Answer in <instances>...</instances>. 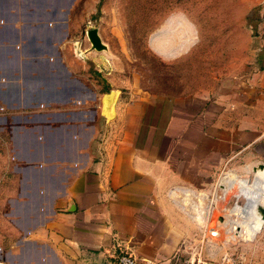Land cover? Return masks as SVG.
<instances>
[{
	"label": "crops",
	"instance_id": "crops-1",
	"mask_svg": "<svg viewBox=\"0 0 264 264\" xmlns=\"http://www.w3.org/2000/svg\"><path fill=\"white\" fill-rule=\"evenodd\" d=\"M70 4L0 0V120L10 124L12 155L11 187L0 207V260L115 264L124 250L141 264H176L174 250L195 224L169 191L178 185L208 189L215 169L210 153L252 147L259 140L257 124L242 132V116L235 113L237 123L227 129L220 123L228 112L219 109L212 123L219 129L197 130L201 143L195 144L186 126L180 151L191 155L174 157L171 128L194 114L173 115L163 107L170 106L168 98L145 87L136 100L120 95L98 70L94 74L67 43L66 26L75 24L74 18L68 22ZM252 8L254 28H264V0H248L237 19L244 31L226 36L224 89L228 82L264 89V57L260 81L250 61L264 36L253 44L250 29L243 28ZM246 64L251 79L243 82L239 73ZM199 118L211 122L209 113ZM163 137L169 139L164 147ZM196 152L205 161L200 169L190 162Z\"/></svg>",
	"mask_w": 264,
	"mask_h": 264
},
{
	"label": "rangeland",
	"instance_id": "rangeland-1",
	"mask_svg": "<svg viewBox=\"0 0 264 264\" xmlns=\"http://www.w3.org/2000/svg\"><path fill=\"white\" fill-rule=\"evenodd\" d=\"M247 3L248 0H71L67 10L68 22L75 20V24L66 26L67 43L75 56H79L77 58L95 68L94 74L98 70L119 90L120 95L136 100L145 93V87L167 97L171 104L163 107L172 110L173 115L186 117L194 114L193 120H178L171 128L175 143L169 141V146L174 147V157L191 155L180 151L181 146H186V126L188 136L195 144L200 140L197 130L204 128L213 133L211 129H219L212 125L218 120L219 109L228 112L227 119L220 123L226 124L227 129L237 123L236 117H232L235 113L242 116V122H238L242 132L252 122L257 124L259 140L252 147L241 148L237 144L234 150L228 149L226 154L221 152L223 156L210 153L208 162L215 169L210 176L209 190L203 189L202 185H194L196 188L178 185L198 192L200 197L203 195L204 199L197 198L201 208L207 198L214 199L208 223L205 217L200 219L196 215L198 221L202 225L207 224L210 230H215L210 226L214 225L217 215L226 220L225 229L230 226L229 221L241 220L230 210L236 204L244 206L247 202L245 197L236 198L234 194L223 197L218 185L222 180L239 179L251 183L256 177L264 179V170L259 169L264 168V89L258 85L254 87V84L252 88L243 84L234 87L233 82H228L226 89L223 87L226 45L231 43L226 36L244 31L238 26L237 19H240V12ZM251 23L243 25V28L250 29L253 44H262L264 28L252 29ZM87 28L95 29L104 43L102 50L90 48L85 33ZM262 48L264 45L250 59L253 72H259V81L263 79L259 69V61L264 57ZM247 64V69L239 73L243 82L251 79V67ZM203 112L210 114L209 125L199 118ZM165 116V113L157 114L160 131L164 128L165 120L162 119ZM9 126L7 121L0 120V207L1 199L11 187ZM242 139L245 141L248 136ZM168 140L163 137L162 147L165 141L168 144ZM235 150L238 152H233ZM202 157L200 153L193 154L190 162L195 168L205 165ZM256 171L262 175H256ZM234 190H238L237 183ZM263 202L262 199L261 205ZM219 227L220 231L213 233L216 236L211 237L207 233L209 244L201 239L202 232L197 231L196 224L191 232L199 242L197 246H201L209 258L216 260L220 254L226 253L232 260L231 264H264V224L246 240L240 237L233 239L224 232L223 226Z\"/></svg>",
	"mask_w": 264,
	"mask_h": 264
},
{
	"label": "bare ground",
	"instance_id": "bare-ground-1",
	"mask_svg": "<svg viewBox=\"0 0 264 264\" xmlns=\"http://www.w3.org/2000/svg\"><path fill=\"white\" fill-rule=\"evenodd\" d=\"M257 171L255 173L256 175H262ZM235 183L238 184V190H234ZM218 185H220V188L222 189L223 197L224 196L227 197V195L234 194L236 198L240 196L245 197L247 202L244 206H239L236 204L230 210L231 212L235 213L238 216V218L240 217L241 220L236 219V220L229 221L230 226H228V228L225 229L226 220L224 219L222 223L220 222V224H218V226L214 228L215 230H213V232L210 233V236L211 237L216 236L213 233L215 231L217 232V230L220 231L219 225H221L223 226V230L225 229L224 232L228 233L229 236L233 239L238 238V237L245 239V240L250 239L253 236V233L258 232L261 226L264 224V215L258 212V208L263 206L264 204L263 202V204L261 205L262 199L264 201V179L261 177H256L254 180L252 179L251 183H249L246 180L239 181L238 179L237 181H234V180H230L226 178L225 180H222ZM186 196L187 194H184L183 196H181L180 202L185 203L186 200L184 198ZM213 200L214 199L209 200V203ZM210 204L211 206L208 207V204H207L208 208H206V213L208 215L206 216L203 212V214L205 215V218L207 219L206 223H208V221L210 220L209 213L212 210V203ZM197 212L198 211L195 210L192 212V214H195V217L196 215L199 216ZM195 217L194 219L196 220V222L200 223L197 217L196 218ZM204 227L206 228V232L204 233V235H205L207 242H209L207 238V233H209L211 230L207 228V224L204 225Z\"/></svg>",
	"mask_w": 264,
	"mask_h": 264
},
{
	"label": "built area",
	"instance_id": "built-area-1",
	"mask_svg": "<svg viewBox=\"0 0 264 264\" xmlns=\"http://www.w3.org/2000/svg\"><path fill=\"white\" fill-rule=\"evenodd\" d=\"M169 196L171 199L182 209L189 214L190 219L196 224L197 231L202 232L201 239H204L206 244H209L207 242L204 233L206 232V228L202 223H197L194 219L195 214H192L193 211H198L197 214H199L200 219L202 217L207 216L206 208L210 207L212 201L209 203L210 198H207V200L202 204V208L199 207V204L197 203V198L204 199V196H199L198 192H195L192 189H189L184 186H178V188H172L169 191ZM184 194H187V196L184 198L186 201L185 203L180 202L181 196ZM208 204V207H207ZM200 209V210H197ZM204 212V214H203ZM196 218V217H195ZM205 219V218H204ZM207 220V219H206ZM220 224L222 223V217L220 215L216 216V221L214 225L210 226L211 228L216 227V223ZM220 226V225H219ZM213 232L211 230L209 233ZM199 242H196L194 239V233L189 235L188 237L181 238L178 242V245L176 246L174 253L172 255V260L176 264H231L232 260L229 256H227L226 253L220 254L216 260L209 258L208 255H206L202 250L201 246H197ZM0 264H3L0 260ZM115 264H141L131 253L126 252L124 250L119 251V254L115 258ZM144 264V263H143Z\"/></svg>",
	"mask_w": 264,
	"mask_h": 264
},
{
	"label": "water",
	"instance_id": "water-1",
	"mask_svg": "<svg viewBox=\"0 0 264 264\" xmlns=\"http://www.w3.org/2000/svg\"><path fill=\"white\" fill-rule=\"evenodd\" d=\"M85 31H86L85 33H86L87 40L90 44V48L95 51L102 50L104 43L100 41L95 29L87 28ZM259 169L264 170V168H261V167ZM258 212L264 215V204L263 206L258 208Z\"/></svg>",
	"mask_w": 264,
	"mask_h": 264
},
{
	"label": "trees",
	"instance_id": "trees-1",
	"mask_svg": "<svg viewBox=\"0 0 264 264\" xmlns=\"http://www.w3.org/2000/svg\"><path fill=\"white\" fill-rule=\"evenodd\" d=\"M254 8L250 9L249 12H247L244 16V20L247 24L250 23V21L252 22L250 25H251V28L254 29V25H255V22L257 21L258 17L257 15H255L254 13ZM262 51L264 52V48H262Z\"/></svg>",
	"mask_w": 264,
	"mask_h": 264
}]
</instances>
